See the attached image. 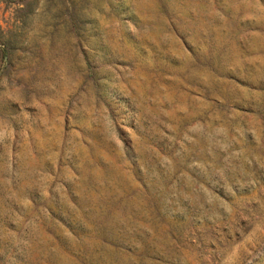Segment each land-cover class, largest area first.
Returning a JSON list of instances; mask_svg holds the SVG:
<instances>
[{
	"label": "rangeland",
	"instance_id": "374dc122",
	"mask_svg": "<svg viewBox=\"0 0 264 264\" xmlns=\"http://www.w3.org/2000/svg\"><path fill=\"white\" fill-rule=\"evenodd\" d=\"M0 264H264V0H0Z\"/></svg>",
	"mask_w": 264,
	"mask_h": 264
}]
</instances>
